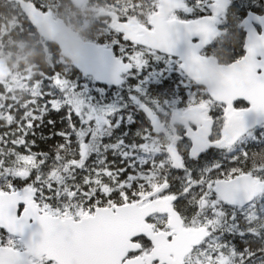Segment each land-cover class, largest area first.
I'll use <instances>...</instances> for the list:
<instances>
[{"label":"snow or ice","instance_id":"snow-or-ice-1","mask_svg":"<svg viewBox=\"0 0 264 264\" xmlns=\"http://www.w3.org/2000/svg\"><path fill=\"white\" fill-rule=\"evenodd\" d=\"M104 2L114 11L102 14L70 65L53 56L46 67L53 70L41 68L19 101L0 84V124L16 125L0 134V264H245L264 244L237 252L218 234L240 210L247 232L264 237V205L256 206L264 197V149L241 151L231 157L237 166L223 171L214 162L193 175L190 162L201 150L233 151L264 124V12L250 22L241 0ZM28 7L32 27L51 5L29 0ZM100 36L119 54L113 74L135 81L128 102L144 123L118 164L86 169L87 145L70 151L65 133L49 160L31 150L29 131L80 87L54 69L98 64L107 71ZM218 53L226 58L212 67ZM75 111L82 124L94 123L87 103ZM111 115L104 113L108 127ZM78 170L85 174L78 178Z\"/></svg>","mask_w":264,"mask_h":264},{"label":"trees","instance_id":"trees-1","mask_svg":"<svg viewBox=\"0 0 264 264\" xmlns=\"http://www.w3.org/2000/svg\"><path fill=\"white\" fill-rule=\"evenodd\" d=\"M50 1L51 3H54L52 0H49V2ZM92 1L95 2V5L91 7L94 12L95 9L100 7L114 11L108 4L104 2V0H89L87 2V6L90 5L89 3ZM120 2L122 4H127L129 0H120ZM241 2L247 9L246 13L248 11H253L256 13L264 12V0H241ZM59 3L61 4L62 0H59L58 3L55 2V4ZM72 9L75 12L76 18L69 22L71 27L75 31L79 32V34L84 39L88 40L90 36H94L96 34V29H98L100 26L98 20H102V18L91 15L90 19L85 20L83 18L84 15L82 14L86 13L83 12L85 8L81 9L72 7ZM233 18L237 19L238 23L241 19L235 16H233ZM63 19L65 20V18ZM0 25L6 26L5 33L2 38V44L7 46L6 50L11 54H20L19 58L21 60L20 63L17 64V66H19V68L21 69V83H18L14 87V89L8 91V93L10 94L8 96L9 100H22L25 97L26 92L29 90L28 81L32 80L41 68L45 67L44 70L46 72H51L53 69L46 67L50 64L53 56L59 57V59L65 61L69 65L71 64L61 54L56 44L43 39L33 26H29V21L27 20L25 15L21 12H18L13 4H8L5 0H0ZM99 42L101 44H109L107 40L104 39V36L99 37ZM226 55V53H218L216 54V58L219 59L222 63L226 58ZM26 68L30 70V73H26ZM54 70L57 72L67 71L68 78L72 79L73 82H79L85 79L73 66L65 69L63 65L57 64ZM171 73L173 74V68H170V71L166 75V78L172 75ZM176 74L179 75L178 73ZM134 82L135 81L127 77L124 83L117 88L97 85L91 82V84L93 85H91V88H93L94 95H96V93L97 95L99 94L96 91V88H100L98 89L102 92L101 94H99V98L101 99V101H116L118 100V97H120V99H122V103L126 105L127 108H129L131 104H129L128 102V93L131 89L128 87V85L135 84ZM45 84H47V81H45ZM143 90L144 89H142L141 92H144ZM57 96H59V93H57ZM45 99L51 98L46 97ZM41 103H43V101ZM59 103L61 105L59 111H53L49 109L47 112H45L42 116V119H38L34 122V126L29 131V134L27 136V139L29 141H35L34 144L30 145L31 150L36 153H48L49 160H51V156L55 146L65 142L66 137L64 135H58V133L71 135L72 147L70 151L76 152L78 150L77 130L80 129L82 123L80 120H78L77 113L74 111V107L71 105L70 100L68 101L67 98L60 99ZM70 110L72 111L71 117L68 116ZM129 112L130 113L127 112L128 115L123 116L124 118L120 121L118 126L120 128H125L126 132L132 131L130 128H133L135 124L140 126L144 123L141 111L140 113H138L137 111L132 112V110H130ZM49 121H51V123H49ZM72 124H76L75 129L71 127ZM15 128V124L11 125L10 127H5L0 124V134L15 130ZM262 132H264V126L255 130V138H244V140L235 148V152L226 154L224 152H218L217 150H215L214 152L206 155L201 160L190 162L193 175H196L200 169H203L206 166L218 161L220 164H228L230 162L231 164L237 166V164L231 160V157L239 156L241 151L248 152L249 154H251V152H260L262 149H264V135H261ZM124 134H126V136L129 135L128 133ZM101 141V146H97L98 148H100L98 155L104 157L105 162L109 164H111L113 161L117 162L118 164L120 154L118 150L119 145L117 139H108L107 141L102 139ZM19 150L23 151V149ZM200 164L203 165L202 168L200 167ZM79 174L80 172L77 173V176H79ZM260 205H264V197H261L256 201L257 208H259ZM237 213H239V210H237ZM247 227L248 225L245 223L244 216L242 214H234V219L232 221H229L225 225L223 234L221 235L222 240L234 246L237 252H243L245 248H251L253 251H256V249L264 244V237L257 238L256 236L251 235L247 232ZM261 262H264V252L261 251H256V255L250 260H245V264H261Z\"/></svg>","mask_w":264,"mask_h":264},{"label":"rangeland","instance_id":"rangeland-1","mask_svg":"<svg viewBox=\"0 0 264 264\" xmlns=\"http://www.w3.org/2000/svg\"><path fill=\"white\" fill-rule=\"evenodd\" d=\"M89 4L90 5L86 6L85 9L83 10V12H86V13H82L84 15L83 18L85 20L90 19L91 15H93V9L91 7L95 5V2L92 1ZM61 6H62V9H61ZM60 13H61V16L65 18H68L70 15H73V16L75 15V12H73L70 9L68 2L65 0H62V3L60 5ZM82 14H81V17H82ZM5 27H6L5 25L0 26V57L13 63V65L11 64V68H13V72L6 81H3L0 84H3L4 88L7 89V92H8L9 90L14 89V87L18 83H21L20 81L21 69L19 68V66H17L18 57L8 52L6 50L7 46L2 44V38L5 33ZM169 67L173 68V65L171 62L169 63ZM25 70H26V73L27 72L30 73L29 69L26 68ZM91 80L92 79L90 78H85L83 81L74 82V84L79 85L80 87H78L77 91L73 93L70 97L66 96L68 101L70 100L71 105L74 107V111L78 103H87L89 108L92 109V111L96 114L95 121L92 125L89 126L87 125V123H83V125L78 130V137H79L78 143L86 142L88 152H89V154H87L85 157L86 169L98 167L100 166L101 161H105L104 157H101L100 155H98L100 148L97 147V146H101L102 144L101 136L104 135V133L106 134L110 133V132L107 133L104 128L105 126L104 123L106 122L104 120V113H111L112 114L111 116H114L117 110L126 106L123 103H121L122 99H120V97H118V101H111V102L101 101V99L99 98V94H101L102 92L101 90H99L100 88L97 87L96 91L99 94L97 95L96 93V95H94L93 88H91L93 86L91 82L93 81ZM141 90L142 89H140V92ZM179 99L180 98L177 97V102H179ZM111 119L112 118L110 117V122H111ZM139 132L140 131H138L137 136L139 135ZM86 138L87 140H85ZM125 145H127V143H125ZM124 148L125 147L121 149L122 154H123ZM253 153H256V152H253ZM79 172L80 174L79 176H77L78 178L85 174V172L78 170L77 173Z\"/></svg>","mask_w":264,"mask_h":264},{"label":"water","instance_id":"water-1","mask_svg":"<svg viewBox=\"0 0 264 264\" xmlns=\"http://www.w3.org/2000/svg\"><path fill=\"white\" fill-rule=\"evenodd\" d=\"M19 2L20 7L23 12H31L32 10L28 7L29 2H25L23 0H16ZM75 6H81L86 0H71ZM104 12H109L107 10H100L98 12L99 16L103 17ZM254 12H248L245 15V18L250 22L255 18ZM31 16L28 17V20ZM242 18L240 25H242L245 29L248 27L247 24L244 23V19ZM34 27L39 32L40 36L45 38L46 40L57 44L62 50L63 55L68 58L71 62H73V53L74 51L83 43V39H81L78 33L72 31L63 20L54 19L52 16V12L49 11L45 13L43 16L38 17V22L34 24ZM109 55L105 58V63L107 66V71L100 72L98 64H85L83 66H75L78 70L82 72L84 76H92L93 79L97 83L110 85V86H119L123 82L122 74H113V70L115 68L114 60L118 59L113 55L112 50L108 49ZM210 63L212 67H217L216 59L210 57ZM9 75V68L5 65L4 60L0 59V81L7 78ZM249 121L256 119L253 114H250L248 117ZM201 150L198 156L207 151Z\"/></svg>","mask_w":264,"mask_h":264},{"label":"flooded vegetation","instance_id":"flooded-vegetation-1","mask_svg":"<svg viewBox=\"0 0 264 264\" xmlns=\"http://www.w3.org/2000/svg\"><path fill=\"white\" fill-rule=\"evenodd\" d=\"M6 1V3H8V4H16L14 1H12V0H5ZM40 3L42 2L41 0H38ZM54 3H51V1L50 2H48L50 5H53L54 7H55V10H58V12H60V3L59 4H55V2L56 3H58V1L59 0H52ZM65 1H67V0H65ZM68 5L70 6V9L74 12V10L72 9V7H74V6H72L71 4H70V2H68ZM15 9H17V7H16V5H15ZM61 9H62V6H61ZM76 18V16L74 15H70L68 18H67V21H72V20H74ZM114 51H115V53H117L118 54V52H117V50L116 49H113ZM14 55H16L17 57H18V64L20 63V58H19V55L18 54H14ZM6 63L9 65V67H10V69H11V64L13 65V63L12 62H10V61H8V60H6ZM169 71H170V68H169ZM172 74V73H171ZM135 83V82H134ZM144 91V90H143ZM131 107V106H130ZM130 110H132V112H134V111H137L138 113H140V110H139V108L137 107V108H133V107H131V108H125V107H123V108H120V110H119V113H122L121 115H128V113H130L129 111ZM128 112V113H127ZM142 113V112H141ZM142 117H143V119H145L144 118V114L142 113ZM121 117V119H117V117L114 115V116H111V127H108V126H106V122L104 123V128H105V130H106V132L108 133V132H110V133H108V134H106V133H104V135H102L101 136V139H103V140H108V139H114V138H116L117 139V142H118V145H119V154L121 155L122 154V152H121V149L123 148V147H125L126 145H125V143H127V144H130L131 142H132V140H133V138H135L136 136H137V133H138V131H140V128L142 127V125L143 124H141L140 126H138V125H134L133 126V128L131 127L130 129L132 130V131H125L126 129L125 128H120V127H118L119 126V124H118V122L119 121H121L124 117ZM117 134V136H116V134ZM121 133V134H120ZM124 133H128L129 135L128 136H126V134H124ZM132 133V134H131ZM215 134V133H214ZM78 140H79V137H78ZM85 140H87V138L85 139ZM121 141H123V143H121ZM87 145V144H86ZM186 147V146H185ZM214 150H217L218 152H223L222 150H220V149H215V148H210V149H208V151L207 152H205V153H203V154H201L200 156H202V157H200L199 159H195L194 161L196 162V161H198V160H201L204 156H206V155H208V154H210V153H212V152H214ZM225 153V152H224ZM87 154H89V152L87 153ZM227 154V153H226ZM219 162V161H218ZM202 164H200V167L202 168ZM230 166H231V164H230V162L228 163V164H226V163H224V164H221V171H223V170H226V169H228V168H230ZM177 175H182V173H178Z\"/></svg>","mask_w":264,"mask_h":264}]
</instances>
